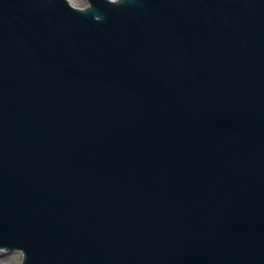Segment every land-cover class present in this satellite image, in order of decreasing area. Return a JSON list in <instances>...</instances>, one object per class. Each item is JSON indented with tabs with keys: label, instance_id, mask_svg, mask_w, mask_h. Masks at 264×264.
I'll return each instance as SVG.
<instances>
[{
	"label": "water",
	"instance_id": "1",
	"mask_svg": "<svg viewBox=\"0 0 264 264\" xmlns=\"http://www.w3.org/2000/svg\"><path fill=\"white\" fill-rule=\"evenodd\" d=\"M0 248L264 264V0H0Z\"/></svg>",
	"mask_w": 264,
	"mask_h": 264
},
{
	"label": "rangeland",
	"instance_id": "2",
	"mask_svg": "<svg viewBox=\"0 0 264 264\" xmlns=\"http://www.w3.org/2000/svg\"><path fill=\"white\" fill-rule=\"evenodd\" d=\"M77 6H84L87 0H71ZM22 253L19 250L7 251L0 248V264H18L21 260Z\"/></svg>",
	"mask_w": 264,
	"mask_h": 264
}]
</instances>
